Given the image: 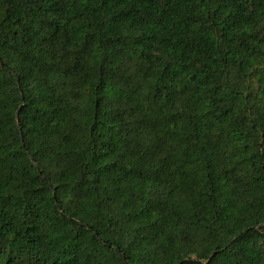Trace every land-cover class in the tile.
I'll use <instances>...</instances> for the list:
<instances>
[{
  "label": "trees",
  "instance_id": "trees-1",
  "mask_svg": "<svg viewBox=\"0 0 264 264\" xmlns=\"http://www.w3.org/2000/svg\"><path fill=\"white\" fill-rule=\"evenodd\" d=\"M0 264H264V0H0Z\"/></svg>",
  "mask_w": 264,
  "mask_h": 264
}]
</instances>
